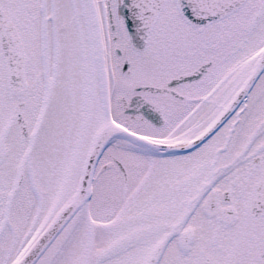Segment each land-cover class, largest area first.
Listing matches in <instances>:
<instances>
[{
    "label": "snow or ice",
    "instance_id": "6c2138e0",
    "mask_svg": "<svg viewBox=\"0 0 264 264\" xmlns=\"http://www.w3.org/2000/svg\"><path fill=\"white\" fill-rule=\"evenodd\" d=\"M0 264H264V0H0Z\"/></svg>",
    "mask_w": 264,
    "mask_h": 264
}]
</instances>
